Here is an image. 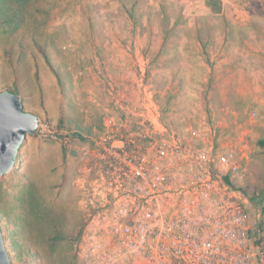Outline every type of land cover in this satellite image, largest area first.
<instances>
[{
  "label": "rangeland",
  "instance_id": "1",
  "mask_svg": "<svg viewBox=\"0 0 264 264\" xmlns=\"http://www.w3.org/2000/svg\"><path fill=\"white\" fill-rule=\"evenodd\" d=\"M149 2L29 0L18 31L0 30V91L17 94L26 112L39 115L42 124L48 123L71 136L70 146L38 135L28 136L14 169L0 177L2 225L11 234L23 227L26 244L39 247L45 264H83L76 255V244L94 211V183L100 173L99 141L105 133V120L112 114L110 111L119 114L115 96L136 101L140 67L168 120L172 112L167 104L171 103L167 101L171 76L180 73L183 78L191 65V75L194 69L199 77L205 74L203 66H198L206 60L187 58L184 65L165 58L167 52L183 46L179 43L181 37H241L250 33L257 36L256 41L264 49V0ZM209 18L212 22L214 18L219 20L223 26H204L202 20ZM231 18L248 20L250 24L228 27ZM105 51L119 55L128 52L133 74L123 82L103 75L102 69L111 67ZM157 51L165 52L161 61ZM128 54L119 59L121 67L125 66ZM208 59L206 64L213 68ZM211 76L209 89L219 82L213 70ZM239 77L235 75L234 88L231 83L220 82L224 87L202 91V110L207 113L203 122L218 127L223 146L234 147L241 140L247 144L235 182L239 189L254 196L264 189V151L258 146L264 138V106L259 103L264 99L261 91L254 90H246L248 96L244 98L241 94L247 93L239 90L243 84ZM100 89L102 94H98ZM235 104L240 111L236 119H230V110L228 113L225 106ZM216 108L224 114L216 116ZM258 211L257 206L255 213ZM42 213L57 216L61 221L56 219L62 240L52 247L47 239L53 231L38 225Z\"/></svg>",
  "mask_w": 264,
  "mask_h": 264
},
{
  "label": "built area",
  "instance_id": "2",
  "mask_svg": "<svg viewBox=\"0 0 264 264\" xmlns=\"http://www.w3.org/2000/svg\"><path fill=\"white\" fill-rule=\"evenodd\" d=\"M139 99L114 97L98 153L94 211L76 244L83 264H264V203L236 185L242 140L204 122L179 133L140 69ZM38 136L70 146L48 123ZM229 182H227V180Z\"/></svg>",
  "mask_w": 264,
  "mask_h": 264
},
{
  "label": "crops",
  "instance_id": "3",
  "mask_svg": "<svg viewBox=\"0 0 264 264\" xmlns=\"http://www.w3.org/2000/svg\"><path fill=\"white\" fill-rule=\"evenodd\" d=\"M149 3H154V0H150ZM240 21L241 20L239 19L235 20V18H231L227 25L228 27H234L236 23L250 24L247 22L248 20ZM202 23L203 25L205 24L204 26H223V24H221L220 21L216 20L215 18L213 19V22L209 18L202 20ZM198 26L201 27V25ZM227 31L231 33L230 29ZM256 37V35H252L250 33L241 37H237L234 34H222L221 36L215 34L206 37L190 35L185 37V39L181 37L179 43H183V46L175 48L173 52H167V57L165 58L172 59L175 62L179 61L176 64L182 63L184 65L187 64V62H185L187 58L206 60V63H208L207 58H210L208 60H210L211 66L213 68H210L206 63L199 62L200 66L198 67L203 66L202 74L205 73L203 76H200L201 78L198 76V72L195 69L191 75L192 65L190 66L188 72L184 74L183 78L179 77L180 73L174 75L173 78L171 76V79L169 80V92L167 94V101H171V103L167 102V104H169V108L172 110V112L170 115H168V120L164 119V121L166 120L165 122L179 133L186 131L191 126H200L207 118V113L202 110V105H204L201 99L202 91H205V89L210 91L211 89L222 87L223 85L218 84L220 82L227 84L231 83L233 87L236 74L240 75V83H243L239 88L241 92H246V90H249V92L253 90L261 91V97L264 99V49L260 47L259 40L257 39L256 41ZM260 37L262 39V35H260ZM191 43H195L194 46H188V44ZM188 49L189 51H187ZM126 51L120 55L113 53L112 51H105L104 56L105 58L109 59L108 64L111 67H104L102 69V74H106L111 78L113 77L115 82H123L128 79L129 75H132L133 73H130L132 71L129 62L131 56ZM156 53V56H158L160 60L165 52L161 54L159 51H157ZM127 54V62L124 63L125 66L121 67L122 63L119 62V59L125 58V55ZM140 63V60H138V64ZM141 68L142 67H140L139 70ZM98 70L99 72L101 71V69ZM212 70L217 77L215 79L219 82H215L213 87L209 89ZM156 71L157 69H155V72ZM242 75L245 76L241 77ZM138 82L139 81L137 80V83ZM173 83H175V86H172ZM98 94H102L101 89L100 93ZM241 95L246 98L248 93ZM136 98H140L138 92ZM259 103L264 106V101H260ZM225 108H229L228 113L230 110V119H233L234 117L236 119L238 117V112L240 111L239 106L235 104L231 106H225ZM219 110L216 108V116L218 117L224 114L221 110ZM110 112L113 113V111ZM222 119L225 121L227 120V118Z\"/></svg>",
  "mask_w": 264,
  "mask_h": 264
},
{
  "label": "trees",
  "instance_id": "4",
  "mask_svg": "<svg viewBox=\"0 0 264 264\" xmlns=\"http://www.w3.org/2000/svg\"><path fill=\"white\" fill-rule=\"evenodd\" d=\"M28 1L29 0H0V30H5L6 32L9 30L11 33H16L18 31L25 20V4ZM48 61L51 63L49 58ZM50 66L55 71L52 63ZM258 146L264 151V138L258 141ZM226 180L229 182L228 179ZM242 191L246 192L245 190ZM253 203L255 207L264 203V189L253 196ZM38 219L40 221L42 220L38 223L39 227H43V229L50 228L49 230L53 231V235L50 234V238L47 239L51 247L62 240L61 227L58 222L60 219L57 216L52 218L50 214L42 213ZM56 219L58 220L56 221ZM2 222L0 215L1 230L13 264L20 263V261L24 264H45L43 253L40 251L39 247L34 244H26L23 227L11 234L5 226L2 225Z\"/></svg>",
  "mask_w": 264,
  "mask_h": 264
},
{
  "label": "water",
  "instance_id": "5",
  "mask_svg": "<svg viewBox=\"0 0 264 264\" xmlns=\"http://www.w3.org/2000/svg\"><path fill=\"white\" fill-rule=\"evenodd\" d=\"M40 124L39 115L26 112L17 94L0 91V177L14 169L24 141L37 136ZM0 264H13L1 226Z\"/></svg>",
  "mask_w": 264,
  "mask_h": 264
}]
</instances>
